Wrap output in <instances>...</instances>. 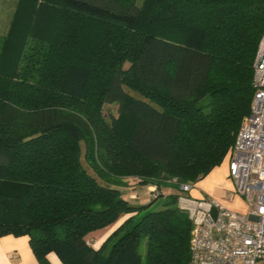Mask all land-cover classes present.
Masks as SVG:
<instances>
[{"label": "trees", "instance_id": "obj_1", "mask_svg": "<svg viewBox=\"0 0 264 264\" xmlns=\"http://www.w3.org/2000/svg\"><path fill=\"white\" fill-rule=\"evenodd\" d=\"M263 35L264 0H19L0 56V239L28 236L40 264H190L193 223L162 189L229 159Z\"/></svg>", "mask_w": 264, "mask_h": 264}, {"label": "built area", "instance_id": "obj_2", "mask_svg": "<svg viewBox=\"0 0 264 264\" xmlns=\"http://www.w3.org/2000/svg\"><path fill=\"white\" fill-rule=\"evenodd\" d=\"M254 84L250 115L229 157V177L249 210L242 214L213 198L182 195L179 205L193 223L190 264H264V35L256 55ZM191 188L181 185L180 191L188 193Z\"/></svg>", "mask_w": 264, "mask_h": 264}, {"label": "rangeland", "instance_id": "obj_3", "mask_svg": "<svg viewBox=\"0 0 264 264\" xmlns=\"http://www.w3.org/2000/svg\"><path fill=\"white\" fill-rule=\"evenodd\" d=\"M19 0H0V56L1 52L3 49V45L6 41V37L8 34V31L10 30L11 23L13 21L14 13L17 9V4ZM96 28L97 26H91L89 29V34L87 37H92L96 33ZM133 95L137 96L136 94L132 93ZM104 116L108 122L111 123L112 118H117L118 117V105H108L104 107L103 110ZM82 163L85 169L91 173L94 174L93 171L89 168L88 164L85 161V146L82 144ZM216 173H214L215 182L212 177L207 178L205 177L204 179L200 180L199 182L195 184H191V190L188 193L180 194L181 196L185 195L186 197L189 198H197L200 199V197H196V193L199 194L201 197L204 196L206 198V191L210 190L213 188V185L215 186L217 183L218 185L215 186L217 187V193L215 194H207L213 199L217 197L220 200L219 201L221 204H223L227 209L231 211H235L238 213L246 214L249 210V204L247 200L240 195L236 194V185L235 182L229 177V159H226L219 167L216 169ZM220 176V177H219ZM207 178V179H206ZM218 179V180H217ZM130 181V179H125L124 181ZM134 183V182H133ZM215 183V184H214ZM175 191L178 192V189H174ZM151 192H156V188L151 187L150 188ZM133 193H138L140 195V199L137 201H133L132 203L137 204V205H145L150 203V198L145 195L146 190L138 187L136 190L132 191ZM180 192V190H179ZM150 192H148L149 194ZM215 195V196H214ZM203 199V198H201ZM163 208V198L159 199L156 201L154 204H152L149 208L144 210L142 212V215H145L148 212H154V211H159V209ZM136 221H134L135 223ZM93 234V233H92ZM91 235V234H90ZM88 236L87 238L91 239L93 236ZM140 254L142 256H145L146 253V240L142 242L139 248ZM107 255V254H106Z\"/></svg>", "mask_w": 264, "mask_h": 264}, {"label": "crops", "instance_id": "obj_4", "mask_svg": "<svg viewBox=\"0 0 264 264\" xmlns=\"http://www.w3.org/2000/svg\"><path fill=\"white\" fill-rule=\"evenodd\" d=\"M217 168H215L208 176L207 178L212 177L213 178L214 173H216ZM220 177V176H219ZM206 178V179H207ZM218 180V179H217ZM215 182H217L215 180ZM215 184V183H214ZM218 183L215 185L217 186ZM213 185V188L206 191V198H213L209 196L210 194L217 193V187ZM162 192L165 196L170 194H181V192L175 191L172 187L163 188ZM132 194V193H131ZM209 194V195H207ZM147 195V193H145ZM196 197H200V199L192 198L195 200H201V198L205 199L204 196L201 197L199 194H195ZM216 195V194H215ZM214 195V196H215ZM135 196H138V199H140V195L138 193L133 194L131 199L134 201L133 198ZM214 199L220 200L217 197ZM124 221L121 220L119 223L114 224L106 229L98 230L91 234V239H88V244L93 247L94 249H99L102 244L107 240V238L120 226V224ZM48 261L50 264H62L59 258L55 254H50L48 256ZM0 264H40L37 259L34 256V253L32 251V248L30 246V238L28 236L23 237H15V236H6L0 239Z\"/></svg>", "mask_w": 264, "mask_h": 264}]
</instances>
